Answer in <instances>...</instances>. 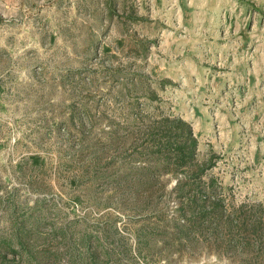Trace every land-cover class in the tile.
Returning a JSON list of instances; mask_svg holds the SVG:
<instances>
[{
  "label": "rangeland",
  "instance_id": "obj_1",
  "mask_svg": "<svg viewBox=\"0 0 264 264\" xmlns=\"http://www.w3.org/2000/svg\"><path fill=\"white\" fill-rule=\"evenodd\" d=\"M149 88L146 110L190 121L230 207L261 224L251 247L134 253L144 219L98 174L116 146L130 152L110 130L127 132L130 98ZM0 194V232L13 202L34 205L53 250L92 231L111 264H264V0H0Z\"/></svg>",
  "mask_w": 264,
  "mask_h": 264
},
{
  "label": "trees",
  "instance_id": "obj_2",
  "mask_svg": "<svg viewBox=\"0 0 264 264\" xmlns=\"http://www.w3.org/2000/svg\"><path fill=\"white\" fill-rule=\"evenodd\" d=\"M139 83L143 80L133 77L130 85L135 88ZM149 90L146 99L140 100V95L136 100L130 98L126 135H118L119 128L115 126L110 130V141L117 140L116 145L118 140L127 143L130 152L119 156L121 146H116L105 162L106 169L112 171L98 174L111 177L113 195L134 206L135 214L144 219L136 231L134 253L147 259L158 243L161 250L181 251L202 242L204 245V240L216 248L224 245L226 251L232 247L235 250L238 244L251 247L252 239L261 237V224L244 206L230 207L221 193L220 181L210 172L214 159L198 158L199 139L190 121L146 110L147 99L159 97L156 90ZM99 156L95 158L98 164L95 168L102 159ZM172 179L175 183L169 187ZM6 198L0 194L1 205L8 203ZM11 205L9 232H0V264H111L112 250L92 249L94 238L98 241L96 247L103 245L101 234L85 231L69 243L66 252L53 250L39 244L42 222L33 220L29 214L34 205L21 208L15 202ZM169 205L173 206L172 212L167 209ZM54 234L64 240L71 237L65 226L56 227ZM104 240H109V235Z\"/></svg>",
  "mask_w": 264,
  "mask_h": 264
}]
</instances>
